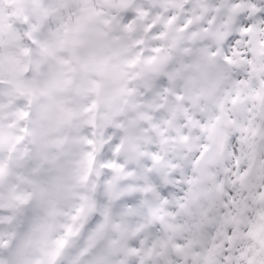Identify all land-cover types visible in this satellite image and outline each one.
<instances>
[{"label":"clouds","instance_id":"9594fccd","mask_svg":"<svg viewBox=\"0 0 264 264\" xmlns=\"http://www.w3.org/2000/svg\"><path fill=\"white\" fill-rule=\"evenodd\" d=\"M261 81L264 0H0V264L203 251Z\"/></svg>","mask_w":264,"mask_h":264},{"label":"snow or ice","instance_id":"6c2138e0","mask_svg":"<svg viewBox=\"0 0 264 264\" xmlns=\"http://www.w3.org/2000/svg\"><path fill=\"white\" fill-rule=\"evenodd\" d=\"M229 62L231 63L230 59ZM247 63L251 64L250 61ZM252 71L256 69L253 67ZM261 87L264 89V81H261ZM254 99L264 105V91H257ZM259 118L264 120V112L260 113ZM255 119V116L250 115L248 126L239 128L238 131L250 134L252 137L259 135L264 142V126H253ZM247 139L248 136L244 135L241 137V142H246ZM244 156L249 163L241 168L240 158L236 160L238 170L231 173L232 188H225L222 184L217 185V191L221 192L223 208L226 211L222 225L210 237L211 243L203 251L194 247L195 242L192 239L172 244V251L177 256L183 257V264H264V161H261L262 166L253 177L256 150L245 152ZM233 208L236 209L235 213ZM157 219L162 220L160 217ZM162 226L165 231H175L174 226L170 224H162ZM245 240L248 243L242 244L241 242ZM64 243L63 240L58 241V249L62 248ZM159 247L166 250L167 242L160 241ZM140 251L137 247L129 249L132 256H138ZM154 253L159 257L165 256V252L157 251V243L153 242L140 256L139 264H146ZM164 264H173V261L165 259Z\"/></svg>","mask_w":264,"mask_h":264}]
</instances>
